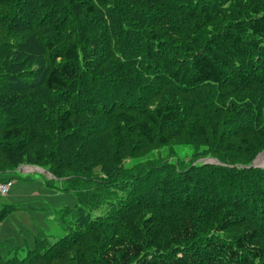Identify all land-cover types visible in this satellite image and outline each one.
I'll return each mask as SVG.
<instances>
[{"label":"trees","instance_id":"16d2710c","mask_svg":"<svg viewBox=\"0 0 264 264\" xmlns=\"http://www.w3.org/2000/svg\"><path fill=\"white\" fill-rule=\"evenodd\" d=\"M2 1L0 175L76 205L0 264H264L263 168L147 158L264 149V0Z\"/></svg>","mask_w":264,"mask_h":264},{"label":"rangeland","instance_id":"374dc122","mask_svg":"<svg viewBox=\"0 0 264 264\" xmlns=\"http://www.w3.org/2000/svg\"><path fill=\"white\" fill-rule=\"evenodd\" d=\"M2 2H5L3 4L6 6L7 2L4 0ZM115 50V46L110 49V51ZM226 132L231 137L226 139L221 132H218L217 138L213 136L211 143L206 148L187 143L171 144L155 150L147 158L160 157L185 165L194 157L196 163L210 160L212 164H220V162L228 164V162L236 159L248 162L255 161L264 151V149L256 151L253 156L251 153L224 150L223 147L226 142H238L241 138H239L241 135H238V131H235L238 133L237 136L232 135L230 129ZM254 142H263V145L264 136L259 141L255 139ZM258 166L264 169V162ZM19 169H23V171H19ZM41 171L43 170L36 169V167L34 169L31 166H21L12 173L0 175V180L5 178L11 183L7 195L5 197L0 196V210L7 206L12 207L10 213L0 222L1 256L13 257V250L17 247L32 249L34 236L39 231L45 232L50 239L62 236L59 227L61 224L57 221L59 211L63 208H74L76 199L71 193L59 192L54 188L46 187L44 182H51L54 178L44 171L42 174ZM46 219L50 221L47 222Z\"/></svg>","mask_w":264,"mask_h":264},{"label":"built area","instance_id":"2783aa9c","mask_svg":"<svg viewBox=\"0 0 264 264\" xmlns=\"http://www.w3.org/2000/svg\"><path fill=\"white\" fill-rule=\"evenodd\" d=\"M10 187V182H0V196H6Z\"/></svg>","mask_w":264,"mask_h":264},{"label":"water","instance_id":"95a60500","mask_svg":"<svg viewBox=\"0 0 264 264\" xmlns=\"http://www.w3.org/2000/svg\"><path fill=\"white\" fill-rule=\"evenodd\" d=\"M259 156H262L263 157V160H264V152L262 154H260ZM256 160L257 159H255V161H253L252 164H250V166H248V168H251V167L252 168H257V167H259L258 165L255 164ZM203 164H212V161H210V160L203 161ZM19 171H22V169H19ZM41 172H42V174L44 173L43 171H41Z\"/></svg>","mask_w":264,"mask_h":264},{"label":"bare ground","instance_id":"6f19581e","mask_svg":"<svg viewBox=\"0 0 264 264\" xmlns=\"http://www.w3.org/2000/svg\"><path fill=\"white\" fill-rule=\"evenodd\" d=\"M263 161H264V160H263V157H262V156H259V157L257 158L255 164H256V165H259V164L261 165V164L263 163Z\"/></svg>","mask_w":264,"mask_h":264},{"label":"crops","instance_id":"0c3cea01","mask_svg":"<svg viewBox=\"0 0 264 264\" xmlns=\"http://www.w3.org/2000/svg\"><path fill=\"white\" fill-rule=\"evenodd\" d=\"M35 169V168H34ZM2 179H5V178H2ZM9 192V191H8ZM47 220V222H49L50 220L49 219H46Z\"/></svg>","mask_w":264,"mask_h":264},{"label":"clouds","instance_id":"9594fccd","mask_svg":"<svg viewBox=\"0 0 264 264\" xmlns=\"http://www.w3.org/2000/svg\"><path fill=\"white\" fill-rule=\"evenodd\" d=\"M32 168H35V167H32ZM37 169V168H36ZM22 171H23V169H22ZM25 172V171H24ZM45 172V171H44ZM10 185H11V183H10Z\"/></svg>","mask_w":264,"mask_h":264}]
</instances>
